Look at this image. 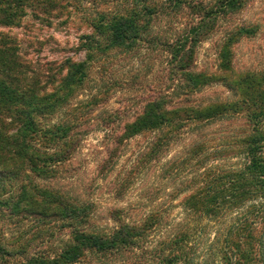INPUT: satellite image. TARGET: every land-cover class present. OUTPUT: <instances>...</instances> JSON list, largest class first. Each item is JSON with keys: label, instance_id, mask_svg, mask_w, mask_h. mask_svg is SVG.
Here are the masks:
<instances>
[{"label": "rangeland", "instance_id": "obj_1", "mask_svg": "<svg viewBox=\"0 0 264 264\" xmlns=\"http://www.w3.org/2000/svg\"><path fill=\"white\" fill-rule=\"evenodd\" d=\"M9 5L0 0V19L1 7ZM136 6L134 0H24L18 9L14 6L11 21L0 20V49L9 51L18 75L15 86L21 90L32 88L45 100L51 93L66 92L63 78L70 61H85L87 72L56 111L35 115L40 131L28 137L29 152L58 153L55 157L34 168L0 143V264H169L162 258L174 253L171 241L178 232L188 235L185 264H227L221 254L230 227L244 214L251 225L258 205L254 199L226 207L216 218L190 211L185 200L211 176L239 170L246 161L243 141L254 130L250 113L259 108L236 104L247 95L220 78V52L232 37L233 82L264 74V0H249L242 9L220 16L198 43L192 68L214 78L195 91L179 87L169 53L193 24L188 8L151 18L150 28L133 45L110 47L103 40L104 51L88 56L84 42L96 33L100 17L126 14ZM241 26L254 32H236ZM161 95L184 110L227 104L218 111L228 112L209 120H185L182 127L131 134L128 126ZM18 116L17 111H0L1 137L23 129ZM64 123L71 127L72 144L61 156L66 138L43 134ZM72 204L84 208V220L63 214V207ZM151 216L158 218L153 226ZM125 224L148 227L135 246L98 250L76 244L78 232L110 239ZM254 227L255 264H264L258 254L264 249L263 221ZM68 250L71 259L65 258Z\"/></svg>", "mask_w": 264, "mask_h": 264}, {"label": "trees", "instance_id": "obj_2", "mask_svg": "<svg viewBox=\"0 0 264 264\" xmlns=\"http://www.w3.org/2000/svg\"><path fill=\"white\" fill-rule=\"evenodd\" d=\"M9 3L10 9L2 8L1 22L7 23L16 14L17 9L24 0H5ZM249 0H215L208 4L204 0H164L151 5L146 0H134L137 5L129 13L115 14L111 17L103 15L95 23L96 33L86 36L84 42L88 56L104 51L102 41L109 42L110 47L130 46L142 40L144 34L150 28L151 18L159 14H166L179 11L185 8L192 10L194 17L193 24L183 39L179 40L176 46H171L169 51L171 61L174 64L173 70L179 73L177 78L179 87L189 91H195L209 84L213 80L214 74L204 71H196L192 68L194 54L199 42L206 38L208 32L214 29L220 16H226L242 9ZM17 9H15V7ZM140 7V8H139ZM9 20V21H8ZM236 32L249 34L254 32L253 28L241 26ZM235 32V33H236ZM237 33V34H238ZM229 43H234L232 37L224 42L220 52L221 69L224 71L220 76L232 89L242 90L247 96L236 104L257 106L259 110L251 111V118L254 121V130L244 139V154L246 161L239 170L217 173L211 176L204 188L189 195L185 200V205L194 213L202 214L207 218H216L223 214L226 207H239L246 200L254 199L258 202L255 217L251 225L244 214L229 229L226 245L222 249V259L227 264H255L257 260L256 251L250 238L253 239L251 230L255 228L257 220L264 223V74L260 78H255L252 74H247L241 82H233L230 77L232 71V52L228 47ZM7 52L0 49V111H17L19 118L23 120V129L18 130L17 135L12 137H1L0 143L8 153L17 159L28 160L34 168H39V161L51 159L53 155H40L29 152L28 137L38 134L40 129L35 115L40 111H56L68 96L74 86L83 82L87 72L85 61L69 62L68 73L63 78V94L51 93L44 100L37 97L34 89L21 90L15 86L18 81L15 64L8 58ZM253 89L252 93L248 90ZM68 91V92H67ZM242 92V93H243ZM55 96V97H54ZM168 95H161L147 103V106L138 118L128 126L131 134H136L144 129L158 128L166 126L182 127L185 120L203 121L222 117L228 111L229 105H218L214 108L204 110H184L185 106H173ZM217 109V110H215ZM193 110V111H192ZM212 110V111H211ZM215 110V111H213ZM71 127L67 124H58L45 131L43 136L54 138H66L64 145L66 149L61 150V156H65L72 144ZM1 135V134H0ZM160 140L164 142V137ZM165 143V142H164ZM4 172V171H3ZM63 214L67 217H74L80 221L86 217L83 207L67 205L63 207ZM157 217L151 216L149 226L157 222ZM150 229V228H149ZM148 227L125 224L116 230L110 239H105L99 235L78 232L76 234L77 246L87 248L96 247L98 250L119 249L121 246H135L137 241L144 236ZM264 235V232H263ZM186 232H178L174 235L171 245L174 248L172 255H165L162 260L169 264H185L187 257L183 248L184 240H187ZM262 249V247H261ZM260 249V250H261ZM71 251V250H70ZM70 251H66L65 258H70ZM264 256V249L258 254ZM55 264V263H50Z\"/></svg>", "mask_w": 264, "mask_h": 264}]
</instances>
